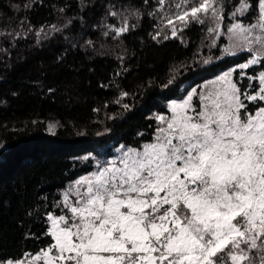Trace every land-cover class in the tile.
I'll return each instance as SVG.
<instances>
[{"label":"trees","instance_id":"1","mask_svg":"<svg viewBox=\"0 0 264 264\" xmlns=\"http://www.w3.org/2000/svg\"><path fill=\"white\" fill-rule=\"evenodd\" d=\"M225 16L257 0H221ZM156 0H0V262H17L54 244L48 214L65 213L61 192L93 170L89 154L111 156L120 145L151 142L157 116L198 84L248 60L209 49L205 25L192 22L182 38H156ZM136 11L122 35L108 33L112 12ZM115 24V23H113ZM59 26L44 40L32 31ZM213 61L203 63V57ZM264 62V60L262 61ZM264 71V63L247 75ZM242 91H253L241 71ZM259 102H257L258 104ZM257 104L249 103V108ZM127 105V107H125ZM56 124L53 132L49 123ZM245 263H264V250ZM223 255V254H221ZM227 257L225 256L224 259ZM228 262V261H224Z\"/></svg>","mask_w":264,"mask_h":264},{"label":"snow or ice","instance_id":"2","mask_svg":"<svg viewBox=\"0 0 264 264\" xmlns=\"http://www.w3.org/2000/svg\"><path fill=\"white\" fill-rule=\"evenodd\" d=\"M257 8L255 24L228 28L243 44L254 29L264 34V0ZM220 12L218 0H198L176 19L187 26L209 17L213 32ZM254 39L264 44V35ZM257 63L238 65L241 78L258 80L252 92L233 80L235 69L225 72L211 90L192 89L170 116L157 117L151 142L78 180L75 200L64 196L67 214L47 216L55 243L32 264H224L225 256L245 264L249 250H264V71H245Z\"/></svg>","mask_w":264,"mask_h":264},{"label":"rangeland","instance_id":"3","mask_svg":"<svg viewBox=\"0 0 264 264\" xmlns=\"http://www.w3.org/2000/svg\"><path fill=\"white\" fill-rule=\"evenodd\" d=\"M158 2L156 11L154 12L155 18L158 21V26H157V30H156V38H182L181 32L183 31V29H185L186 27H188L192 22L188 23L187 26H184L179 20L176 19V17L180 14H182L185 10H189L190 7L194 4L197 3L198 0H156ZM247 1L242 2L241 4L245 3ZM221 12L220 15L222 17V20L219 23V29L217 31H213L210 32L209 29L210 28H216V22L213 21L211 18L209 17H205L204 18V23L203 25L206 26L207 28V37H206V45L209 49H215L217 47H221V51H222V58L228 57V56H237L241 53H248L249 55V59H251L252 57H256L258 59V61L262 62L264 60V44H258L255 42L254 37L257 35H264L261 34L259 29H254L251 36L252 39L250 40L249 44H243L241 41H237L236 38H234L232 36L231 33L228 32V28L235 23H240L242 26L244 27H249L252 24H255L257 22V18L251 22V23H247L243 20L244 17H246L250 11L251 8V4L249 2H247L250 7L248 11H245L243 14H241L240 12L237 11L238 8H240L241 4L234 9L230 14L229 17L225 16V8L224 5L222 3L221 0H218ZM233 13H235V15H233ZM112 17H113V24L112 22H108V23H104V29L106 32L114 34V35H122L123 33H125L129 27H131L133 25V23H135L137 21V19L139 18V13L136 11H131V10H126V11H122V12H112ZM203 15V14H201ZM172 21L173 23H169V21ZM173 29H175L176 34L173 35ZM60 30L59 26H52V27H47L44 29H39V30H34L32 31V33L39 39H46V38H50L52 37L55 33H57ZM5 36V34L2 33V31H0V42H2L3 37ZM234 45H237L236 47H234ZM249 46L251 47V51H249ZM207 56H204L203 59V63L208 64L211 61H213V58H207ZM247 62V61H245ZM243 62V63H245ZM242 64V63H240ZM261 63H257L255 65H252L250 68H254L259 66ZM239 65V64H238ZM238 65H235L221 73H219L216 76H213L211 78L206 79L205 81L198 83V84H193L191 82H188L186 84H184L183 86V90H182V94L175 98L172 99L168 102V113H162L159 116H165L168 117L171 115L170 113V106L173 102H180L182 99H186L188 93L190 91H192V89H195L197 94H203L209 90H211L213 88V82L218 80V77H220L221 75H223L225 72H229L232 71L233 69H235V71L232 72V78L235 81V75H236V71H241L238 68ZM249 68V69H250ZM245 70L246 74L247 71L249 70ZM245 77V76H244ZM254 82V81H252ZM258 82V80H257ZM197 98H194V100ZM246 104H248L249 106V102L245 101ZM158 121V119H157ZM51 126V129H50ZM162 125L159 123L158 121V128L161 127ZM56 128V124L53 122L49 123V130L51 132H53ZM128 148H136V147H131V146H125V145H120L117 148L114 149L113 154L111 156H106L103 154H89L85 157V159L91 160L94 164V168L91 172L86 173L82 176H80L79 178H77L76 180L70 182L66 189L63 190L61 192V200L59 202V207L65 211L64 214L62 215H66L67 214V209L63 208V203H64V196L67 194L69 201H74L75 200V195H74V191L75 188L77 187L76 182L84 177H89L93 172L97 171V164H106L109 161H112L114 159H118L119 156L122 154V152L126 151ZM55 217H58L54 214H52ZM49 225H50V229L49 232L51 230V222L49 221ZM55 243V241H54ZM47 250V249H46ZM260 250V248L258 247L257 249H253L252 251L254 252H258ZM37 255H42V252L35 254V255H28L26 256L24 259L17 261L19 262V264H32V261L34 260L35 256ZM249 256V254H248ZM249 260V259H248ZM224 261H228V262H224V264H231V262L229 260L224 259ZM17 262H12V261H7V262H0V264H17ZM250 262V261H249ZM248 262V264H249ZM35 264H44L43 259H41L40 261H36ZM247 264V263H245ZM260 264H264L263 262H261Z\"/></svg>","mask_w":264,"mask_h":264}]
</instances>
